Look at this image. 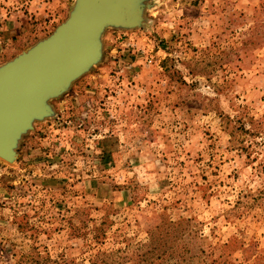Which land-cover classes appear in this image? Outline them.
<instances>
[{
	"label": "rangeland",
	"instance_id": "obj_1",
	"mask_svg": "<svg viewBox=\"0 0 264 264\" xmlns=\"http://www.w3.org/2000/svg\"><path fill=\"white\" fill-rule=\"evenodd\" d=\"M74 0H0V64ZM0 159V264H264V0H147Z\"/></svg>",
	"mask_w": 264,
	"mask_h": 264
},
{
	"label": "water",
	"instance_id": "obj_2",
	"mask_svg": "<svg viewBox=\"0 0 264 264\" xmlns=\"http://www.w3.org/2000/svg\"><path fill=\"white\" fill-rule=\"evenodd\" d=\"M147 0H74L46 37L0 64V159L11 162L23 134L53 114L52 98L102 58L106 27L144 23Z\"/></svg>",
	"mask_w": 264,
	"mask_h": 264
}]
</instances>
